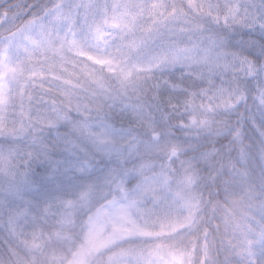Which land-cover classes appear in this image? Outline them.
Masks as SVG:
<instances>
[{"label": "snow or ice", "instance_id": "1", "mask_svg": "<svg viewBox=\"0 0 264 264\" xmlns=\"http://www.w3.org/2000/svg\"><path fill=\"white\" fill-rule=\"evenodd\" d=\"M0 264H264V0H0Z\"/></svg>", "mask_w": 264, "mask_h": 264}]
</instances>
